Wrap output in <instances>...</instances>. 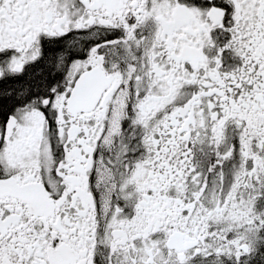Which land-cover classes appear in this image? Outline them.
<instances>
[{"label":"snow or ice","instance_id":"6c2138e0","mask_svg":"<svg viewBox=\"0 0 264 264\" xmlns=\"http://www.w3.org/2000/svg\"><path fill=\"white\" fill-rule=\"evenodd\" d=\"M0 264H264V0H0Z\"/></svg>","mask_w":264,"mask_h":264}]
</instances>
